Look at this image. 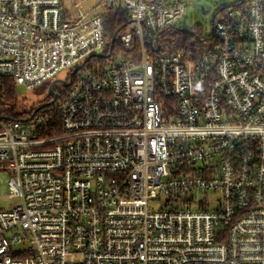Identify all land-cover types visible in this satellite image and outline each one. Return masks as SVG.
<instances>
[{
    "label": "built area",
    "instance_id": "2783aa9c",
    "mask_svg": "<svg viewBox=\"0 0 264 264\" xmlns=\"http://www.w3.org/2000/svg\"><path fill=\"white\" fill-rule=\"evenodd\" d=\"M192 1L0 0V79L48 91L0 113V264H264V0L161 53Z\"/></svg>",
    "mask_w": 264,
    "mask_h": 264
},
{
    "label": "rangeland",
    "instance_id": "374dc122",
    "mask_svg": "<svg viewBox=\"0 0 264 264\" xmlns=\"http://www.w3.org/2000/svg\"><path fill=\"white\" fill-rule=\"evenodd\" d=\"M237 0H194L186 7V18L181 19L175 26L184 31H188L192 26H198L199 34L201 38L207 37L211 32L212 20L221 8L232 6ZM91 3V0H85L83 7L86 8ZM82 7V8H83ZM133 23H128L126 27L121 29L119 33H131L133 32ZM68 71L59 73L53 80L57 81L54 84L56 91H62L64 89V82L68 79ZM48 95V91L41 87H36L33 90L27 91L19 88L17 97L14 99L15 104L14 112L23 109L24 107H30L39 103ZM8 174L7 172L0 171V210H7L14 205H19L20 201L17 198L8 199L9 190L7 186ZM219 197L217 195H211V200L216 203Z\"/></svg>",
    "mask_w": 264,
    "mask_h": 264
},
{
    "label": "trees",
    "instance_id": "16d2710c",
    "mask_svg": "<svg viewBox=\"0 0 264 264\" xmlns=\"http://www.w3.org/2000/svg\"><path fill=\"white\" fill-rule=\"evenodd\" d=\"M235 4V3H234ZM233 4V5H234ZM124 20L120 21V16H112L109 17L106 21V35L108 37V41H110V38L112 35L119 30L124 24H122ZM190 31L194 32L196 35L199 34L198 26L195 25L192 26ZM153 39L156 40V42L159 45L161 53L164 54H171L175 51H179L181 49H184L186 47L196 46L199 45V43L194 39V37L188 32L184 31L180 28H177L176 26H172L164 31L158 32L151 36ZM110 43H108V47L106 48V51L104 55L98 57L92 58L90 61L86 63L84 66L89 67L90 65H99L100 67H104L108 65L113 59H115L116 56L120 55L122 51L128 52L125 50H122L121 46L117 41L113 43V46L111 48V55L109 56V49ZM18 88L7 78H1L0 79V113L6 116L10 117H17L20 113L14 112V108L16 107L15 104H13L14 99L17 97ZM47 101H52L53 98L51 96L47 97ZM59 99V96H57ZM20 111V110H18ZM17 111V112H18Z\"/></svg>",
    "mask_w": 264,
    "mask_h": 264
},
{
    "label": "water",
    "instance_id": "95a60500",
    "mask_svg": "<svg viewBox=\"0 0 264 264\" xmlns=\"http://www.w3.org/2000/svg\"><path fill=\"white\" fill-rule=\"evenodd\" d=\"M188 32H189L191 35L194 36L195 40H198V36H197V35H195V34H194L193 32H191L190 30H188ZM114 39H115V34H113L112 37H111V39H110V48H109V49L112 48L113 43H114ZM89 59H90V58H89ZM77 70H78V68L74 70L73 74H74ZM51 92H52V91H49L50 94H51ZM54 99H55V98H54Z\"/></svg>",
    "mask_w": 264,
    "mask_h": 264
}]
</instances>
